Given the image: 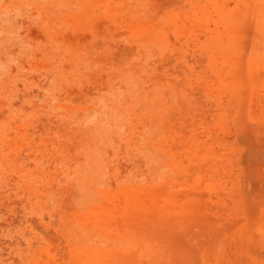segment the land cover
<instances>
[{
    "label": "rangeland",
    "instance_id": "374dc122",
    "mask_svg": "<svg viewBox=\"0 0 264 264\" xmlns=\"http://www.w3.org/2000/svg\"><path fill=\"white\" fill-rule=\"evenodd\" d=\"M0 264H264V0H0Z\"/></svg>",
    "mask_w": 264,
    "mask_h": 264
},
{
    "label": "bare ground",
    "instance_id": "6f19581e",
    "mask_svg": "<svg viewBox=\"0 0 264 264\" xmlns=\"http://www.w3.org/2000/svg\"><path fill=\"white\" fill-rule=\"evenodd\" d=\"M249 190V189H248Z\"/></svg>",
    "mask_w": 264,
    "mask_h": 264
}]
</instances>
